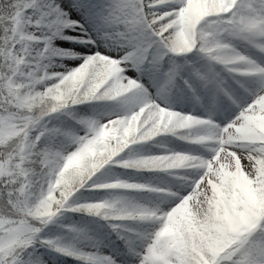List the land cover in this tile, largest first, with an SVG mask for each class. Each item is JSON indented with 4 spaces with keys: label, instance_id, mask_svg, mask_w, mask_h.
<instances>
[{
    "label": "snow or ice",
    "instance_id": "snow-or-ice-1",
    "mask_svg": "<svg viewBox=\"0 0 264 264\" xmlns=\"http://www.w3.org/2000/svg\"><path fill=\"white\" fill-rule=\"evenodd\" d=\"M0 264H264V0H0Z\"/></svg>",
    "mask_w": 264,
    "mask_h": 264
}]
</instances>
